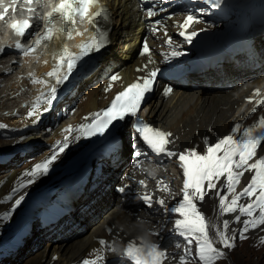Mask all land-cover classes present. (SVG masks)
<instances>
[{
    "label": "bare ground",
    "instance_id": "1",
    "mask_svg": "<svg viewBox=\"0 0 264 264\" xmlns=\"http://www.w3.org/2000/svg\"><path fill=\"white\" fill-rule=\"evenodd\" d=\"M244 1L223 0L220 7L228 8L224 13L222 10L214 12L210 7L211 19L213 22L216 19L221 20L216 24L217 27L228 31L252 12L264 8V0H249L244 8H238L237 5ZM95 7H99L100 10L106 8L110 16L109 21L114 22V26L110 27L107 21L102 27L92 26L86 33L81 30L75 31L71 39H66V35L63 37L70 46L87 43L97 36L95 27H99L101 31H107L108 36L112 32L111 42L99 53L95 55L91 53L94 57H91L93 56L91 54L85 57L74 70L70 82L57 86L58 99L50 111H43L41 105L39 110L30 115L33 113L32 105L37 97L46 94L48 84L54 83V80L46 75L53 67L47 61H43V58L33 59L24 56L22 61L13 59L11 49H4L0 54V136L9 137L6 143L12 144L11 148L1 154L18 152L15 155V161L18 162L24 159L20 157V150H28L30 154L31 147H43L42 152L35 158L23 166L7 167L0 177V230L8 221L16 218L12 231L1 238L0 264L9 260L6 249L18 248L19 245L26 247L28 243L39 247L45 238L43 248H36L35 261L32 264H82L84 259L92 258L94 250L98 248L103 250L101 254L104 260L101 264H110L113 258L124 253L129 242H147L152 239L150 230L153 228L154 220L139 221L138 217H143L142 212L155 205L157 201L168 200V186L177 184L176 188L183 197L184 178L178 157L173 158L178 163L177 180H174L175 175L171 174L166 166L154 164L153 170L143 171V164H139L136 159L130 162L133 118L127 126L120 128L116 135L108 134L97 144L89 146L86 151L88 160L78 173L45 188L33 197L29 203L32 215H27L22 220H18V215H14L15 200L30 188V185L36 184L40 177L38 176L34 183L27 184L30 177L23 175L26 170H30L33 165L48 157L56 142L63 141L65 135H69L68 148L81 141L80 148L69 152L67 148L54 165L58 166L67 156L78 155L86 147L85 138L72 140V137L79 135L78 132L68 134L64 130L69 126L76 128L81 123H88L89 120L84 119L85 117L102 111L128 83L136 78H144L151 68L157 67L158 63L155 61L149 63L147 56L137 55L133 61L127 60L132 58L135 47L133 44L137 41L139 30L143 26L141 18L144 15L136 0H98ZM260 44L264 49V39ZM77 49V45L73 47V50ZM235 57L237 58L234 55ZM143 63L146 65L143 66ZM63 71H66V68ZM112 75H118L120 79L112 83L110 81ZM251 76L253 75L243 74L232 77L227 84L221 86H175L168 97L159 91L161 87L159 83L147 96L140 116L156 128L170 132L172 135L169 137L171 141L169 145L177 150V153L193 146H199V150L204 151L207 147L203 143L205 138L214 143L232 134L231 130L237 123L241 125V130L235 133L239 138L245 128L252 127L258 123L261 116H264V105L259 104L260 100H264V76ZM33 79H43L48 81V84L33 83ZM214 82L215 79L211 80V84ZM74 103H77V107L72 117L49 127L48 135L41 139L40 132L45 130L44 127H39L41 121L45 119L49 121L48 124H53L52 114H55L57 108L62 106L59 115L69 114ZM261 156H264V149H259L249 163L255 162ZM254 174V170L245 171L239 183L235 185L234 192L228 191L226 176L221 177L216 181L217 189L208 191L203 202L194 198L198 209L209 224L210 238L218 230L224 231L230 239L239 232H245L243 223L235 220L239 215V208L237 207L234 213L224 212L219 201L226 198L227 207L233 196L243 191ZM22 183L26 186L19 188ZM220 186L224 187V193L217 195ZM122 187L125 188L123 192L119 190ZM17 188L19 191L13 195V190ZM258 191L252 197H242L238 205L247 206L254 202ZM139 193L150 194L157 200L147 205L137 200L136 196ZM9 196L11 199H7ZM133 206L140 208L139 216L134 214L138 209ZM5 213L9 214L7 218L4 217ZM258 213L259 209H256L253 217L242 215L241 220H251L255 215L258 218ZM176 216L177 219L182 218L179 213H176ZM95 219L98 220L91 224ZM225 220L229 221L227 230L223 226ZM261 228H264V225L249 227L245 232L255 237L252 247L264 245V231ZM36 229L43 236H36L38 234L35 233ZM69 238L72 240L67 242L66 239ZM100 240L106 241L107 246L99 244ZM168 241L169 238L163 234L162 244L165 245ZM3 250L6 252H2ZM249 251H240L236 261L232 257L231 262L246 264L241 261L249 256V253L246 254ZM258 251L260 255V250ZM248 262L258 264L257 260L253 261L252 258ZM165 263L180 264L175 258H170Z\"/></svg>",
    "mask_w": 264,
    "mask_h": 264
},
{
    "label": "snow or ice",
    "instance_id": "2",
    "mask_svg": "<svg viewBox=\"0 0 264 264\" xmlns=\"http://www.w3.org/2000/svg\"><path fill=\"white\" fill-rule=\"evenodd\" d=\"M27 4H32L33 0H24ZM206 5H210L212 8H219L223 0H202ZM98 3V0H60L56 4L52 11L47 14V23L50 25L46 29L43 36L37 38L36 46H39L42 41H51L54 35L57 33L66 34L67 39L72 38V32L75 29L79 16L81 20L87 18L90 26H94L100 18H103L105 22L110 20L108 10L102 8L94 15L89 16L91 6ZM8 9H5V13ZM28 11H33L29 8ZM147 16L153 17L156 12L151 6L146 8ZM58 17L61 21L60 28H56L53 17ZM4 18V14L0 13V19ZM200 21L194 15H188L180 27L187 29L193 23H199ZM159 23V22H157ZM14 33L17 36L23 37L26 32L31 28V24L28 20L16 21L11 25ZM157 29L154 27L153 32ZM97 36L93 37L90 42L80 45V53L78 55L71 53L67 48H62L59 52L58 63L53 66L52 70L46 75L54 80L53 84H48L46 80L33 79V83L48 84V92L41 94L37 97L36 102L32 105L34 114L43 105V111H50L54 105V102L58 99V87L60 85H66L70 82V78L77 69L78 64L84 60L85 57L91 53H99L109 43L108 32L101 31L99 27H95ZM203 31V29H202ZM82 33H77L81 35ZM180 35L184 37L188 43L192 42L193 37L197 35L195 30L190 33L182 30ZM169 45L172 44L171 39L167 40ZM16 48L22 50L24 55L34 53L36 47L23 50L22 45L17 42ZM150 48L147 41L144 42L141 55L149 54ZM172 56L183 55L182 52L174 51ZM167 59V57H165ZM149 57V63H151ZM66 68V71L62 70ZM158 69H152L148 72L144 78L133 82L119 91L111 100L110 105L102 111L91 114L90 117L84 119L89 120L88 123H81L76 128L69 126L64 131L68 134L78 132L79 135L72 137L73 141L81 138H90L95 136H105L106 134L116 135L120 128L127 126L128 122L135 119L134 131L138 138L147 146L151 152L160 155L164 154L168 157H178L180 161V167L183 171V200L176 207L168 209L170 212L179 213L181 219L175 221V230L179 232L180 236L187 239L188 244L195 243L196 256L194 259L202 262V264H213V262L224 255L223 251L214 247V242L209 236V224L205 219L204 214L198 209L197 204L194 202V198L203 202L206 194L210 190L217 189V183L221 177L227 178V189L229 192L235 191V185L239 183L240 177H242L245 171H255L252 175L250 182L243 188L239 194L234 195L230 204L225 206V199L221 198L219 201L220 208L224 212L234 213L239 208V215L235 217L236 222L243 223L244 231L247 232L249 227L256 228L260 225H264V156L259 157L255 162L249 163L256 156L259 149H264V116H261L258 123L252 127L245 128L241 137H236L235 133L241 130L239 123L235 124L232 128V134L226 135L216 142L211 143L208 138H205L203 143L207 145L204 151L199 150V146H193L191 149L177 153L168 149V145L171 143L169 137L170 132H165L151 125L150 123L142 120L138 113L142 110V104L146 100V95L153 91L158 75ZM120 79L118 75H112L110 81L112 83L117 82ZM111 88V83L109 89ZM106 89V90H109ZM173 91L170 87L164 88V93L169 94ZM259 92L257 91V95ZM259 104L264 105V100H260ZM118 126H120L118 128ZM69 147V135H65L63 141H57L51 154L43 161L36 163L30 170H26L23 174L30 177L27 184H32L38 176L47 175L51 169V166L59 159L60 155L65 152ZM135 151L136 145H133ZM139 155L140 153H136ZM143 183V182H141ZM25 184H20L19 188L25 187ZM19 188L13 190V195L19 191ZM121 192L125 191V188L119 189ZM256 199L254 202L249 203L247 206L238 205V201L242 197H252L254 194ZM217 195L219 193L217 192ZM11 199V196L7 197ZM25 199L21 195L15 200L13 204V210L18 207ZM143 199L150 201V197L144 196ZM157 203L164 205V201L160 200ZM256 209H259L258 218L251 220H241V216L253 217V213ZM9 214L5 213L4 217L7 218ZM224 229L229 227V221L223 222ZM216 235L220 238V242L224 248H232L234 244L230 242V238L225 235L224 231H217ZM99 244L107 246V242L100 240ZM115 251V249H112ZM102 249H95L94 256L92 258H86L82 261V264H101L104 260V256L101 254ZM190 255V250L186 252V255L179 257L180 264H187L186 257ZM124 256L127 257L131 264H164V262L170 258L169 254L162 250V248L154 243H147L141 241L129 242L124 249Z\"/></svg>",
    "mask_w": 264,
    "mask_h": 264
},
{
    "label": "rangeland",
    "instance_id": "3",
    "mask_svg": "<svg viewBox=\"0 0 264 264\" xmlns=\"http://www.w3.org/2000/svg\"><path fill=\"white\" fill-rule=\"evenodd\" d=\"M254 76H256V75H253L251 77H254ZM61 107H58L56 112H55V114H52V116L54 117V123L53 124H55V125L56 124H60L61 122L71 118L72 115H73V111L77 107V103H74L72 105V107L69 110V114L66 113V114H63V115H59L58 112L61 111ZM48 122H49L48 120L43 119L41 121V123L39 124L40 128H42V127L45 128V130H41V132H40L41 139H44V137L46 135H48L49 127H51V126H48ZM118 135H120V132H119ZM9 139H10L9 137L0 136V155H1V158L3 160L7 161L6 164L0 165V177L3 175V173L5 172L7 167L23 166L24 163H26L27 161L29 162V160H31V159L35 158L37 155H39L42 152V149H43V147L33 146V147H31L29 149L30 151H32L30 154H28L29 153L28 150H20V152H19L20 153V157H22L24 159L21 160V161L16 162L15 161V159H16L15 155L18 152L8 153L6 155L1 154L2 152L6 151L8 148H11L12 144L6 143L7 141H9ZM59 167H61V166H59ZM74 168H79V167H78V165H74V166L71 167L70 171L72 169H74ZM167 169H169V172H171V174L172 173L174 174L176 172L177 166L175 165L174 160H170L167 163ZM70 171H68L67 174H69ZM59 172H52V173H48L47 175L41 176L40 178H38L36 184L30 185L31 187L29 186L30 188L26 189L21 194V195H23L25 197V199L21 202V204L18 207H16L15 214H14V215H18L17 216L18 220H22L23 218L27 217V215H32L31 212H30V207H29V203H30L31 199L28 200V198H27L28 193L36 185H37L36 187L38 188V187L43 186V185L51 184V181L54 179V177H56V175ZM176 176H177V173H176ZM218 193L219 194H223L224 193V187L220 186ZM130 205H131V203H130ZM254 212H256V210ZM257 217H258V215H257ZM254 218H256V215L254 216ZM97 220L98 219H95L91 224L95 223ZM11 221H12V219L5 224L6 227L3 226L5 229H3V227H2V229L0 230V241H1V238L3 239L6 234H8L10 231H12V229L14 227V224L16 222V218H14L12 222ZM261 229H262V231L264 230V228H261ZM211 231H212V229H211ZM35 233H38L36 236H40V237L43 236V234H41L40 231L38 232L37 229H36ZM242 233L248 234V233H245V232H239L238 234H242ZM238 234L237 235H233L231 237V239H230V242L234 244V247L229 248L231 250L230 255L229 256L223 255L221 258L215 260L213 262V264H233V262H231L232 257H234V259L236 261V259L238 258V256L241 253L240 251L243 252V251H249V250L250 251L246 253V254L249 253V256H247V258L245 260L241 261V262L249 264L248 261H250L251 258H252L253 261L257 260L258 264H264V260H262V257L264 256V245L260 244L259 246L252 247V244H253V241H254L255 237L251 238L250 237V235H251L250 233H249L250 235H244V234L243 235H238ZM213 238H214L215 243L217 245H223L220 242V238L216 234H214ZM66 240H67V242H69L72 239L69 238V239H66ZM258 241H260V239L257 240V242ZM45 242H46V238L42 240V245L40 244L39 247L33 246L32 244L28 243V245L26 247H21L22 245H19L18 248L15 247L14 249H11V248L10 249H6V250H8V252H6V250H3L2 252H4V253L6 252V255L9 257V258H7V259H9L8 262H4L3 264H32L35 261V255H36V252H37L36 248H39V249L43 248V244ZM30 249H32V251H30ZM258 249L260 250V253H261L260 255H259ZM260 260L263 261V262H261ZM186 261H188L190 264H202V262L196 261L194 259H189V260H186Z\"/></svg>",
    "mask_w": 264,
    "mask_h": 264
}]
</instances>
